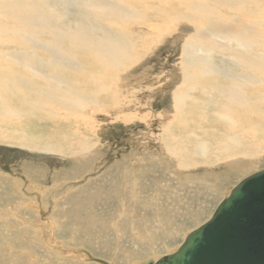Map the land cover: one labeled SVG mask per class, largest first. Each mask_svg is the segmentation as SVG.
Returning <instances> with one entry per match:
<instances>
[{
	"label": "rangeland",
	"instance_id": "1",
	"mask_svg": "<svg viewBox=\"0 0 264 264\" xmlns=\"http://www.w3.org/2000/svg\"><path fill=\"white\" fill-rule=\"evenodd\" d=\"M73 2V6L78 3L79 10H74L70 1L68 13L62 15L64 11H56L57 15L52 16L53 18L48 16V19L52 18L54 22L50 21L46 26V35L51 29L70 28L78 18L84 23L92 22L93 19L85 16L89 11L84 0L83 3L78 0ZM243 7L246 13L255 14L259 10L262 11L259 18H264V0H253L252 3H245ZM81 10H84V15L80 16ZM254 14L252 18H255ZM233 16L232 18H237ZM193 22L196 23L194 20ZM168 24L171 23H166L163 27L160 25L159 30L151 31L146 25H140L137 20L133 22V32L142 31L143 35L149 37L147 43L135 38L138 49L141 50L147 45L149 51L143 53L140 62L131 63L132 68L125 73V79L128 81L124 79L123 82L129 84L125 91L130 94L127 96L124 92L119 93L121 108L115 109L109 101H105L102 103L105 112H98L93 116L94 123L102 126L99 136L101 151L74 161L69 155L62 158L54 153L9 147L0 142V167L6 165L11 169L9 175L2 174L6 172L0 170V207L14 203L11 210L5 209V212L0 214V222H4L0 223V264H43L48 260L60 264L49 255L50 252H57L50 248L57 244L64 245L66 249H85L92 256L113 264H140L149 258L155 260L172 252L182 242L186 232L206 221L227 193L228 187L264 168V138L259 135H263L264 127L257 125L243 129L242 135L230 134L227 128L229 122L222 119V116L235 110L231 107L236 105L229 103L227 93H224L228 92L226 88L219 87L220 89L202 93V101L209 104L205 111L211 120L206 124L196 123L195 130L198 135L205 133V137H187L186 134L179 140L180 131L177 127L166 129V119L171 118L173 112L172 97L178 84L176 79L180 70L177 66L181 65L179 62L181 63L182 45L190 35L188 31H181L187 30L183 29L184 26L178 33L180 25L176 29V25ZM260 24L257 38L259 44L264 45V19ZM235 25V20L223 23L217 28L218 31L221 30L214 32L218 37L208 35L209 38L206 39L205 49L211 54L212 66L224 69L220 73L225 70L242 73L235 57V53L240 51L237 46L238 28ZM201 27L203 30L207 28L205 25H199L197 29L200 30ZM225 37L229 39L225 41ZM222 43L226 46L220 47ZM258 50L255 49V54L257 52L260 59L263 54L261 48ZM245 51L247 52L246 49ZM4 62L13 65L10 60ZM4 62H0V67H3ZM262 63L261 68L256 71V76L263 90H259L255 95L256 103L250 107V111L255 115V122L264 124V61ZM216 72L219 70L212 72L214 74L211 76L224 78V75ZM188 86L187 83L185 88ZM36 88H42V85L37 83ZM6 94L7 98L8 95L15 98L16 103L12 102L15 107L17 105L19 108L29 109V101L24 100L18 92L11 90ZM99 96H103V93ZM125 96L131 100V104L122 99ZM43 101L47 103L38 104L51 109L50 101ZM242 102L245 105L239 107L248 109L245 98L241 99ZM44 111H33L36 116L27 114L28 122L43 126V123L49 121L48 118H52V115L48 118L46 116L50 114L47 113L48 109ZM114 114H119L121 118L115 123L112 118ZM162 120L165 124L161 127L159 124H162ZM188 131L194 132V129L187 128ZM245 133L256 134V140L252 141V135ZM94 139L95 137H88L90 142H95ZM172 149L186 151L191 158V164L188 166L191 173L183 174L186 168L177 166L175 160H180L172 153ZM99 152L102 153L101 157L93 158ZM236 156H241L243 165L233 162L234 166L217 167L220 163H230ZM115 170L118 172L115 173ZM23 178H26L27 182H24ZM37 182L41 186L46 185L45 188L50 191L45 192L43 188L38 190V195L30 194L36 192L34 184ZM61 192L64 195L57 197ZM41 196L44 209H34L35 199L40 201ZM55 197L57 198L54 200ZM58 199L60 200L56 203ZM122 205L127 210H124ZM17 217L42 223H47L51 217L55 222L52 232L56 234L55 241L50 243L48 236L45 241H41L37 228L34 226L32 231L29 225L21 226ZM41 225L43 224L38 226ZM57 246L62 248L61 245ZM31 254L38 259L33 258ZM58 254L66 258L59 252ZM40 257L43 260H39ZM70 258L67 259L71 260ZM84 260L70 262L96 264L89 262L86 256Z\"/></svg>",
	"mask_w": 264,
	"mask_h": 264
},
{
	"label": "bare ground",
	"instance_id": "2",
	"mask_svg": "<svg viewBox=\"0 0 264 264\" xmlns=\"http://www.w3.org/2000/svg\"><path fill=\"white\" fill-rule=\"evenodd\" d=\"M52 1L0 0V62L10 60L13 63L11 65L4 62L3 67H0L1 143L9 147L17 146L36 152L54 153L62 158L69 155L68 157L74 161L101 151L99 136L102 133V126L94 123L93 116L95 113L102 112L103 114L105 112L102 105L105 101H109L115 109L121 108L120 95L123 92L127 96L130 94L125 91V88L129 86L126 84L127 82H123L127 77L125 73L129 68H132L131 63L139 61L144 56L143 53L149 51L148 47L146 48L149 37L143 35L142 31L137 33L132 31L133 22L136 20L140 22V25H146L151 31L159 30L160 25L163 27L164 24L171 23L173 26L176 25V29L180 25L178 33L184 26L183 29L187 30L181 31H188L190 34L188 39L183 42L181 63L179 62L181 65L177 66L180 72L176 79L178 84L172 97L173 112L170 115L171 118L166 119V123H168L166 129L169 127L179 129V140L186 134L187 137H205V133L196 134L195 124H206L208 120H211L205 111L209 104L202 101V93L212 89L226 88L228 92L224 93H227L226 97L229 103L236 105V107H231L235 110L222 116V119L229 122L227 128L230 134L242 135L243 129L257 125L264 127L263 123L254 121L255 115L250 111V107L256 103L255 95L259 90H263L257 82L256 71L261 68L264 61V45H260L257 38L260 21L264 19L263 16L261 19L259 18L262 11L259 10L255 14L254 12L246 13V9L243 7L245 3H252L253 0H131L132 3L128 0H84L89 11V14L87 13L85 16L93 19L92 22L84 23L81 18H78L70 28L51 29L46 35V26L50 24V21L54 22L52 16L57 15L56 11H64L62 15H65L69 10V2L71 1L72 4L77 0ZM78 1L83 3V0ZM56 2L58 3L55 4ZM76 4V6L73 4L71 6L77 11L79 7L77 2ZM83 11H80V16L84 15ZM253 14L255 18H252ZM232 15L237 18H232ZM48 16L52 18L48 19ZM234 20L239 36L237 46L240 48V51L235 53V57L242 73H231L226 70L220 73L224 69L212 66L211 54L205 49L206 39L208 35L218 37L217 34L214 35V32L218 31V26ZM199 25H205L207 28L203 30L204 28L201 27L198 30ZM226 26L228 27V25ZM69 29L71 30L68 31ZM179 37L177 38L181 39ZM135 38L142 39L141 42L146 41L144 43L146 46H142L143 48L139 50ZM225 38V41L229 39ZM221 46L224 47L226 44L222 43ZM258 48H261L263 54L260 59H258L257 52L255 54V49L259 51ZM217 70L219 72L216 74H222L224 78L211 76L214 74L212 72ZM37 83L42 85V88H36ZM187 83L189 86L185 88ZM213 86L216 87L213 88ZM262 86L264 85L262 84ZM11 90L18 92L24 100L29 101L27 103L29 109L14 106L15 104L12 102H15V98L10 95L7 98L6 94ZM102 93L103 96H99ZM242 98H245L248 109L239 107L245 105L243 102L241 103ZM122 99L128 100V104L131 102L130 99H126V96ZM43 100L50 101L51 109L38 104L40 102L47 103ZM44 109L49 110L47 113L50 114L46 115L47 118L52 115V118H48L47 123L38 126L39 123L28 122L27 114L36 116L33 111L45 112ZM88 112L90 113L88 114ZM118 115L114 114L112 117L113 123L120 118ZM164 124L162 120V124L159 125L162 127ZM54 126L55 128H53ZM187 128L194 129V132H187ZM262 134L259 135L264 138V130ZM245 135H252L251 140H256V134L245 133ZM88 137H95V142H90ZM172 153L180 160V162L175 160L177 166L182 165L186 168L183 170V174L191 173L188 167L191 164V158L188 157L186 151L172 149ZM233 162L243 165L241 156H236L230 163H220L217 164V167L230 166L233 165ZM10 172L11 169L9 172H2V174L9 175ZM117 172L115 170V173ZM63 192L66 193L64 190ZM228 192L229 187L225 195ZM63 195L61 192L59 197ZM35 200L33 208L39 209L37 206L41 200ZM122 206L124 207V205ZM124 210L127 209L124 207ZM17 220L21 226L29 225V229L34 231L35 222L30 225L31 221H24L21 217H17ZM40 223L43 224L44 229L54 230V225H50L49 222ZM37 231L39 230L37 229ZM50 239V243L55 241ZM57 245H61L62 248L55 247L56 254L52 252L48 254L63 263L71 264L76 260L85 261V256L89 261L88 256L94 257L82 248L66 249L62 244ZM79 249L81 251L77 253L76 251ZM58 252L66 258L61 257ZM31 256L36 259L35 255L31 254Z\"/></svg>",
	"mask_w": 264,
	"mask_h": 264
},
{
	"label": "water",
	"instance_id": "3",
	"mask_svg": "<svg viewBox=\"0 0 264 264\" xmlns=\"http://www.w3.org/2000/svg\"><path fill=\"white\" fill-rule=\"evenodd\" d=\"M142 264H264V168L229 187L210 217L174 252Z\"/></svg>",
	"mask_w": 264,
	"mask_h": 264
},
{
	"label": "crops",
	"instance_id": "4",
	"mask_svg": "<svg viewBox=\"0 0 264 264\" xmlns=\"http://www.w3.org/2000/svg\"><path fill=\"white\" fill-rule=\"evenodd\" d=\"M101 155H102V153L101 152H99L95 157H93V158H100L101 157ZM83 159H85V158H83ZM92 159V158H91ZM87 176V175H86ZM91 176V175H90ZM46 176H44V178H45ZM36 178H37V176H36ZM43 178V177H42ZM24 179V182H27V179L26 178H23ZM31 180V179H30ZM3 186V185H2ZM54 186H56V184H54ZM1 187V186H0ZM34 187H36V192H31L30 194H35V193H37V192H39L38 190H40V189H43L44 188V191L45 192H49L50 190H48L47 191V189L45 188L46 187V185L44 186V185H40L38 182L36 183V184H34ZM72 189V188H71ZM52 191H53V189H52ZM44 192V193H45ZM44 193H42L43 195H44ZM39 194H40V192H39ZM49 194V193H48ZM57 197H59V196H57ZM42 199H41V201H43V196L41 197ZM61 198V197H60ZM56 198H54V200H55ZM60 199H58V200H56V203L59 201ZM41 203L42 202H40L39 204H38V208H43L42 207V205H41ZM28 204H30V202H28ZM56 205V204H55ZM54 205V206H55ZM13 206H14V203H12V204H10V205H5V206H3V207H0V214H2L3 212H5V209H12L13 208ZM56 207V206H55ZM44 209V208H43ZM17 213H19L20 214V212L18 211ZM52 217H53V215H52ZM50 219H48V222H49V224L50 225H54V223L55 222H53L52 221V219H51V217H49ZM23 219V218H22ZM24 221H27V220H25V219H23ZM0 223H4V222H0ZM39 223L40 222H35V224H34V226L39 230L38 231V238L41 240V241H45L46 240V236H48V237H50V238H52V240H54L55 239V237H56V234L55 233H52L53 231H51V230H49V228L48 229H43L44 227L41 225V227L40 226H38L39 225ZM53 223V224H52ZM30 225H33V222H30L29 223ZM53 229H55V225H54V228ZM46 230H48V231H46ZM115 230V229H114ZM59 237V236H58ZM60 239H63V237H59ZM3 239V238H2ZM56 245V244H55ZM55 247H58L57 245L56 246H54V245H52V246H50V248L51 249H54L55 250ZM21 252H18V254H20ZM52 253H54V254H56V252H52ZM1 254V253H0ZM36 259H38V257H36ZM59 259V258H58ZM39 260H43L42 259V257H40V259ZM57 261H59V260H57ZM60 262V264H66V263H63L62 261H59ZM44 263H46V264H55L54 263V261H51V260H48V261H44Z\"/></svg>",
	"mask_w": 264,
	"mask_h": 264
},
{
	"label": "flooded vegetation",
	"instance_id": "5",
	"mask_svg": "<svg viewBox=\"0 0 264 264\" xmlns=\"http://www.w3.org/2000/svg\"><path fill=\"white\" fill-rule=\"evenodd\" d=\"M0 170L1 171H4V172H6V171H8L9 172V170H10V166H3V167H0Z\"/></svg>",
	"mask_w": 264,
	"mask_h": 264
}]
</instances>
